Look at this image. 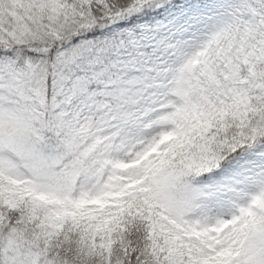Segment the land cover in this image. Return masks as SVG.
Listing matches in <instances>:
<instances>
[{"label":"snow or ice","instance_id":"1","mask_svg":"<svg viewBox=\"0 0 264 264\" xmlns=\"http://www.w3.org/2000/svg\"><path fill=\"white\" fill-rule=\"evenodd\" d=\"M0 264H264V0H0Z\"/></svg>","mask_w":264,"mask_h":264}]
</instances>
